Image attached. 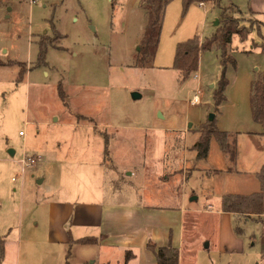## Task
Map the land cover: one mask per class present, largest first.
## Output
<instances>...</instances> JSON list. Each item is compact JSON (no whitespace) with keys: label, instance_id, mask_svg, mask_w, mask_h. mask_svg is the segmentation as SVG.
I'll list each match as a JSON object with an SVG mask.
<instances>
[{"label":"rangeland","instance_id":"rangeland-1","mask_svg":"<svg viewBox=\"0 0 264 264\" xmlns=\"http://www.w3.org/2000/svg\"><path fill=\"white\" fill-rule=\"evenodd\" d=\"M141 1L0 0V147L17 153V164H2L0 238L10 228L16 235L21 213L45 228L51 202L75 207L106 200L181 210L186 196L180 264H264V218L242 222L237 234L231 217V231L220 234L222 196L260 191L264 136L250 109L251 82L264 71L260 33L245 41L233 37L229 49L237 66L228 67L227 101L216 107L213 89L222 74L216 52L203 53L187 80L172 66L178 43L212 36L230 2L186 9L183 0H173L155 58L138 68L147 25ZM237 1L241 25L251 28L258 18L264 35V15L256 17L246 0ZM195 95L198 104L191 103ZM212 119L220 130L239 134L235 160L216 139L208 157L197 159L192 146L201 124ZM26 157L35 163L22 171ZM68 251L66 262L87 264L72 256L73 245Z\"/></svg>","mask_w":264,"mask_h":264},{"label":"crops","instance_id":"crops-1","mask_svg":"<svg viewBox=\"0 0 264 264\" xmlns=\"http://www.w3.org/2000/svg\"><path fill=\"white\" fill-rule=\"evenodd\" d=\"M227 1L238 4L237 0ZM246 3L248 11L251 9L256 16L264 15V0H246ZM8 148L9 146L0 147V180L7 173L6 165L2 164H17L16 151L9 149V155L6 152ZM3 189L5 191L0 181V193ZM115 190L123 193V186L116 185ZM150 194L156 197L158 190L153 188ZM160 197L167 196L162 194ZM185 199L186 196L181 197V210L179 206L167 208L154 206L152 203L121 206L106 200L77 204L75 207L71 203L51 202L45 228L36 217H24L21 213L16 235H12V228L9 229V234H2L6 237L3 238L5 256L2 264H65L68 247L72 245V256L84 259L87 264H95L97 261L99 264H125L124 256L127 251L135 254L127 264H156L154 254L146 247L150 236L157 245L163 246L169 243L171 234L173 245L181 253L184 244V219L189 210ZM220 220V234L230 232L231 215L221 211ZM81 229L82 232H78ZM76 230L80 234H76ZM83 237H95L100 242L95 245L74 242ZM221 247L226 248L224 244ZM119 257L122 259L119 260Z\"/></svg>","mask_w":264,"mask_h":264},{"label":"trees","instance_id":"trees-1","mask_svg":"<svg viewBox=\"0 0 264 264\" xmlns=\"http://www.w3.org/2000/svg\"><path fill=\"white\" fill-rule=\"evenodd\" d=\"M172 1L173 0L141 1L140 7L146 14L147 25L140 41L135 67H144L155 58L163 28L165 11ZM183 1L187 9L192 3L209 2L210 0ZM219 7H221V5ZM223 9L221 14V25L212 36L205 38L195 36L178 43L172 66V68L178 72L180 80H187L198 71L200 57L203 53L216 52L222 66V74L213 89V98L216 107L227 101V90L231 83L230 78L226 75L228 67L236 68L237 66L236 58L229 49L233 37L237 36L240 41H245L252 32L257 31L261 36V43L257 46L264 48V35L261 33L263 23L258 18L254 19L255 24L249 28L241 25V11L237 5L230 3L228 9ZM228 10H233V14L229 13ZM248 12L255 15L251 9ZM47 47L48 45L45 39H42L41 55L43 58H45ZM25 74V69H21L19 74L20 79H22ZM61 93L63 96L62 89ZM250 109L253 121L263 129L260 135L264 136V71L258 73L257 78L251 82ZM198 133L199 138L192 146L193 150L197 151L198 160L208 157L213 139L218 141L220 149L230 160L236 159L239 138L238 133L233 135L227 131L220 130L217 127L216 119L202 123ZM212 171L215 173L219 172V170L215 169ZM256 176L260 182V191L247 195L225 194L222 196L221 211L231 215L236 222L235 231L237 234L243 232L240 226L242 222L249 220L263 221L262 219L264 218V164L256 173ZM74 242L82 245H95L98 244L100 240L95 237H83ZM146 247L154 254L156 264H179L180 262V251L173 245L171 234L167 245L159 246L149 238ZM4 256L5 247L4 240L2 239L0 240V264L3 263ZM134 257L135 254L133 251H127L125 253L124 263L127 264ZM66 264H69L68 261Z\"/></svg>","mask_w":264,"mask_h":264},{"label":"built area","instance_id":"built-area-1","mask_svg":"<svg viewBox=\"0 0 264 264\" xmlns=\"http://www.w3.org/2000/svg\"><path fill=\"white\" fill-rule=\"evenodd\" d=\"M201 5H203V3H201ZM191 103L192 104H198L199 103V96L198 95H195L193 97V99L191 100ZM20 135L23 136V133L21 132ZM34 163H35V158L34 157H26V158H23L20 161V164H22V166H21L22 171H24L27 166L32 165Z\"/></svg>","mask_w":264,"mask_h":264},{"label":"water","instance_id":"water-1","mask_svg":"<svg viewBox=\"0 0 264 264\" xmlns=\"http://www.w3.org/2000/svg\"><path fill=\"white\" fill-rule=\"evenodd\" d=\"M217 23H218V20H216V24H217ZM216 24H215V25H216ZM212 87H213V86H212ZM133 98H134V99H139V98H141V95H140V94H137V93H134V94H133ZM212 117H213V115H211V118H212Z\"/></svg>","mask_w":264,"mask_h":264}]
</instances>
